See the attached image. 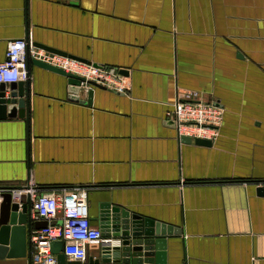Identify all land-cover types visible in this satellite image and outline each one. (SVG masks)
<instances>
[{"label":"crops","instance_id":"crops-1","mask_svg":"<svg viewBox=\"0 0 264 264\" xmlns=\"http://www.w3.org/2000/svg\"><path fill=\"white\" fill-rule=\"evenodd\" d=\"M20 38L128 88L71 100L65 76L30 61L26 112H0V187L85 189L99 228L104 202L171 226L166 264H264V0H0V62ZM176 97L223 109L210 145L177 137Z\"/></svg>","mask_w":264,"mask_h":264},{"label":"built area","instance_id":"built-area-1","mask_svg":"<svg viewBox=\"0 0 264 264\" xmlns=\"http://www.w3.org/2000/svg\"><path fill=\"white\" fill-rule=\"evenodd\" d=\"M26 58L37 59L67 73L83 78L84 87L93 82L105 89L124 93L127 83L112 67L94 66L68 56L30 47L24 38L13 39L7 43L5 60L0 62V83L28 80ZM178 138L184 136L213 142L220 133L223 109L213 101L176 97L165 113ZM2 191V190H1ZM13 194L29 195L31 216L43 220L45 226L34 229L30 235L31 264H56L52 243H63L62 253L69 260H84L86 246L99 241L101 230L91 224L85 189H63L61 191L41 190L29 179L22 188Z\"/></svg>","mask_w":264,"mask_h":264},{"label":"water","instance_id":"water-1","mask_svg":"<svg viewBox=\"0 0 264 264\" xmlns=\"http://www.w3.org/2000/svg\"><path fill=\"white\" fill-rule=\"evenodd\" d=\"M34 46L49 52L68 56L83 62L85 60L68 55L62 51L41 45ZM44 69L54 71L66 77L69 98L77 100L78 92L84 85L83 78L54 67L46 62L26 58L25 65L28 71L29 62ZM94 66H98L93 64ZM124 73V70L120 71ZM91 87H100L93 82H87ZM92 89L89 90V93ZM29 99L28 82L18 81L10 84L0 83V112L6 111L8 116L18 114L23 116L26 112ZM186 142L194 141L196 144L210 145L204 139H191L184 136ZM22 186L0 187V259L26 258L31 264L30 235L32 230L42 228L45 222L36 223L31 218V202L29 195L15 196L14 190ZM2 190V191H1ZM264 191V187L258 189ZM101 236L105 239L99 244L97 255L87 256L84 260L67 261L62 253L63 243H52V252L56 255V264H166V237L177 234L178 231L171 226L142 217L125 208L112 205L109 202L101 203L99 216Z\"/></svg>","mask_w":264,"mask_h":264}]
</instances>
